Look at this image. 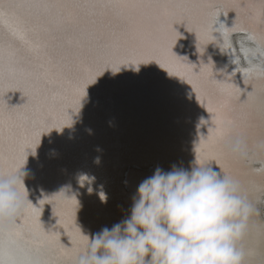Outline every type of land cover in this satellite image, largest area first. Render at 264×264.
I'll list each match as a JSON object with an SVG mask.
<instances>
[{
  "label": "snow or ice",
  "instance_id": "obj_1",
  "mask_svg": "<svg viewBox=\"0 0 264 264\" xmlns=\"http://www.w3.org/2000/svg\"><path fill=\"white\" fill-rule=\"evenodd\" d=\"M231 12L235 19L228 27L221 16ZM175 25L196 34L201 54L213 42L227 49L237 65L232 76L217 80L211 62H201L197 71L177 56ZM233 34L241 37L247 67L240 66L229 42ZM152 61L190 84L211 114L213 126L200 137L196 161L200 166L215 162L261 209L250 223L245 247L250 264H264V170L224 147L241 135L248 141V161L264 159V0H0V175H17L42 134L70 126V110L79 112L87 87L106 69H138ZM236 73L251 91L233 82ZM17 91L26 102L11 106L8 94ZM19 190L29 195L23 184ZM46 204L52 205L70 246L59 231L45 230ZM77 208L76 198L63 192L46 196L40 207L29 201L15 224L0 226V264H77L90 242L77 226Z\"/></svg>",
  "mask_w": 264,
  "mask_h": 264
},
{
  "label": "bare ground",
  "instance_id": "obj_2",
  "mask_svg": "<svg viewBox=\"0 0 264 264\" xmlns=\"http://www.w3.org/2000/svg\"><path fill=\"white\" fill-rule=\"evenodd\" d=\"M234 19L235 13H229L226 25L231 27ZM175 28L180 33L173 47L177 56L196 65L197 71L201 62H211L217 80L232 76L237 65L227 49L222 51L213 42L201 54L196 34L184 25ZM214 35L220 37L219 33ZM233 82L251 91L241 73H236ZM86 93L79 112L70 110L72 124L42 134L35 153L29 149L21 170L27 173L25 185L34 206L40 207L46 196L60 192L66 198L75 197L77 226L91 238L127 218L139 185L157 169L168 172L175 166L191 171L200 137H207L213 125L211 114L200 104L191 85L170 75L155 61L141 64L138 69L123 65L118 72L106 69ZM21 95L10 92L9 104L26 102ZM246 98V94L241 97ZM128 158L154 162L156 166L146 173L130 170L127 191L114 178L116 165L110 164L114 159ZM256 160L261 164L256 165ZM256 160L245 163L264 170V159ZM211 167L220 172L215 162ZM58 219L52 205H44L41 222L45 230L59 231L62 241L70 246Z\"/></svg>",
  "mask_w": 264,
  "mask_h": 264
},
{
  "label": "clouds",
  "instance_id": "obj_3",
  "mask_svg": "<svg viewBox=\"0 0 264 264\" xmlns=\"http://www.w3.org/2000/svg\"><path fill=\"white\" fill-rule=\"evenodd\" d=\"M224 147L248 161L246 137ZM26 178L22 170L0 175V226L15 224L25 211L29 195L19 189ZM260 215L242 185L211 166L157 169L139 185L126 219L88 236L77 264H250L245 241Z\"/></svg>",
  "mask_w": 264,
  "mask_h": 264
},
{
  "label": "water",
  "instance_id": "obj_4",
  "mask_svg": "<svg viewBox=\"0 0 264 264\" xmlns=\"http://www.w3.org/2000/svg\"><path fill=\"white\" fill-rule=\"evenodd\" d=\"M230 16H231V14H230ZM228 17H229V14L227 17H224L222 15L221 16V22L226 25ZM231 18H232V16H231ZM233 18H234V16H233ZM239 37H240L239 34H233L230 36L229 42L236 49V57L239 58V60H240V66L241 67H247L248 64L245 60V57L240 51ZM232 58H233V60L235 59L234 56H232ZM121 150H123V148L120 147L118 151L121 152ZM248 162H250V161H248ZM261 162L262 161L256 160L255 164L260 165ZM114 164L116 165L115 172H114V178L117 181V183L119 185H121L123 188H125L127 191L129 190L128 181L130 180V174H129V178H128V173L130 172V170L138 171L141 173H144V172L146 173V172H151L152 170H154L155 166H156L154 162L150 163V162H145V161H140V160L135 161V159H132V158H128L125 161L114 159V161H112V164H110V165H114Z\"/></svg>",
  "mask_w": 264,
  "mask_h": 264
}]
</instances>
